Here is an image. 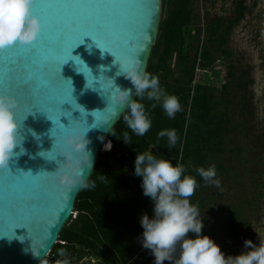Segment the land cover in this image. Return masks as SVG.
<instances>
[{"label": "trees", "instance_id": "trees-1", "mask_svg": "<svg viewBox=\"0 0 264 264\" xmlns=\"http://www.w3.org/2000/svg\"><path fill=\"white\" fill-rule=\"evenodd\" d=\"M194 1L162 0L158 37L147 68L159 77L166 93L179 98L181 110L175 118H169L160 104L152 108L154 101L145 97L143 103L152 126L143 136L132 132L123 117L114 125L111 131L115 135L110 132L108 136L112 147L100 151L89 177V181L96 182V187L80 190L75 201L76 216L63 226L58 242L40 264H62L65 257L57 252L62 247L67 249L69 264H78L73 259L76 262L85 256L98 257L97 264H153L154 255L141 243L140 220L144 212L154 214V205L143 194L142 177L134 174L135 158L138 152L144 151H153L163 158H171L173 163L187 166V172L197 180L198 186L190 200L203 217L202 231L213 237L224 252L228 251L243 211L240 208L228 211L227 205L217 204L213 194H207L208 188L216 185L206 182L195 168L215 164L218 178L232 174L237 177L242 171L251 179L250 188L254 192L250 197L255 199L260 195L257 187L263 174L258 176L260 172L250 157L242 161L243 147L236 134L241 131L250 136L255 131L254 93L249 87L254 79L248 75V82L244 81L249 68L240 70L231 62L232 30L223 28L221 20H206L204 28L194 26ZM221 57L229 60V69L227 80L220 88L208 81H196L197 68L209 70ZM232 80L235 85H231ZM165 128L177 131L178 140L171 149L167 146L168 138L158 136ZM125 131L130 134L129 143L122 138ZM252 142L250 145L255 144ZM101 175H106L107 180L101 181ZM245 202L251 204L252 200ZM178 255L177 249L174 257ZM164 264L172 262L166 260Z\"/></svg>", "mask_w": 264, "mask_h": 264}, {"label": "water", "instance_id": "water-1", "mask_svg": "<svg viewBox=\"0 0 264 264\" xmlns=\"http://www.w3.org/2000/svg\"><path fill=\"white\" fill-rule=\"evenodd\" d=\"M43 2L35 0L33 11L37 13L38 6ZM45 3L50 8L41 17L44 29L37 41L25 46L37 47L38 53L10 56L9 48L0 49V91L9 92L18 98L19 92L30 94V102L48 111L54 119H59L62 108L71 112L73 118L80 119V110L66 101L70 98V85L59 75V65L85 33L98 37L101 44L120 59H142L147 70L158 37L162 0H45ZM15 47L20 48L21 45L16 44ZM72 55H79L96 75L100 74V65L110 66L104 70L109 76H115L119 68V62L113 63L114 54L99 48L91 36H85L84 42L72 50ZM77 67L75 61L70 59L63 65L62 74L65 78L71 77L73 95L87 109L81 106L84 120L92 124L95 121L92 110H103L108 101L99 91L85 88L86 77L76 70ZM10 77H19V82L15 79L10 81ZM26 80L30 82L24 83ZM116 82L123 87H132V96L136 98V90L130 79L120 75L116 77ZM71 98L76 105L75 98ZM23 104L21 98L17 109L21 122L31 110ZM125 109L126 106L121 108L119 117L108 125H99L104 121L103 115L97 112L98 119L94 123L99 126L87 133L90 139L88 147L94 154L93 169L100 151H105L104 144L110 134L107 128L111 127L112 130L123 117ZM60 120L65 125L70 123L69 117L65 115ZM53 126L54 122L46 113H29L23 130L27 151L10 158L8 167L13 173L17 169H31L35 175L41 169L55 171L59 167L57 160L64 157L50 160L39 155L53 146L55 137L50 135ZM29 128L38 137L27 131ZM101 136H104V140L100 139ZM57 150L54 147L52 152ZM44 154L50 155L47 151ZM41 177L20 173L14 182H9L0 169V235H3L0 237V264H40L58 242L63 226L72 218L75 201L82 188H65L54 182L51 174ZM10 208L14 209V214H10ZM17 223L26 226L14 229L12 225ZM44 244L47 247L41 250V256L34 255L32 250L38 252Z\"/></svg>", "mask_w": 264, "mask_h": 264}, {"label": "clouds", "instance_id": "clouds-1", "mask_svg": "<svg viewBox=\"0 0 264 264\" xmlns=\"http://www.w3.org/2000/svg\"><path fill=\"white\" fill-rule=\"evenodd\" d=\"M34 2L35 0H0V49L16 44L29 46L37 41L44 29V23L41 16L33 11ZM83 42L84 40L81 43ZM81 43L71 49L70 56L60 65L59 74L63 79L71 82V96L75 98L76 105H79L74 108L79 109L80 112L81 106L83 109L86 108L78 103L73 95L71 77L65 78L62 74L63 65L70 59L74 60L78 66L76 70L85 75V88L97 90L107 99V106L103 110L99 108L92 110L95 121L98 119L97 112L103 115L104 122L99 125H108L113 119L116 120L121 108L126 106L123 120L132 132L143 136L152 126V120L143 103L145 97L154 101L152 108L160 104L169 118H175L176 113L181 110L179 98L174 94L166 93L159 77L146 70L142 59L137 57L120 59L111 49L101 47L95 42L102 50L114 54L113 63L119 62L115 76L105 73V68L110 67L107 65H100V74L96 75L79 55H72V50ZM74 57H78L81 63H77ZM120 75L131 80L136 90V98L132 96V87H123L116 82V77ZM68 102L71 103V101ZM19 104L18 97L9 92L0 91V169L8 167L10 158L18 157L27 151L24 147L26 137L23 130L24 121L29 114L21 122L17 113ZM44 113L54 122L50 135L55 137V140L51 150H43L39 155L50 160H56L58 156L64 159L57 160L59 167L55 171L41 169L34 175L31 169L20 170L33 177L51 174L53 181L65 188H95L96 182L88 179L93 170L94 154L88 147L90 139L87 133L99 125L95 124V121L89 124L87 119L81 121L72 117L73 119H69V124L61 123V127L57 128L55 120L47 112ZM27 131L38 137L34 130L29 128ZM107 131L115 135L111 127H108ZM158 136L168 138L167 146L170 149L178 140L177 131L174 128L162 129L158 132ZM122 138L125 143H129L131 139L129 132L125 131ZM100 139L104 140V136ZM54 147L58 148L55 153L52 152ZM111 147V140L104 144L106 150H110ZM45 151L50 155L46 156ZM134 165V174L142 177L143 194L150 197L154 205V214L150 216L144 212L140 220L143 228L141 243L154 255L153 264H164L166 260L171 261L172 264H264V238L259 236L258 244L250 238L246 239L244 241L246 251L237 255H225L220 244L209 234L203 233V217L199 216L197 206L190 200L198 186L197 180L187 172L186 165L173 163L171 158H163L154 154L153 151L138 152ZM195 172L206 182H212L216 186L221 185L215 164L207 168L199 166L195 168ZM99 179L106 181L107 176L101 175ZM190 232L195 235H189ZM46 247L47 245L44 244L38 252L33 251L32 248L31 250L34 255L41 256V250ZM177 249L179 255L174 257ZM57 252L60 257H65L62 264H69L67 249L62 247Z\"/></svg>", "mask_w": 264, "mask_h": 264}, {"label": "rangeland", "instance_id": "rangeland-1", "mask_svg": "<svg viewBox=\"0 0 264 264\" xmlns=\"http://www.w3.org/2000/svg\"><path fill=\"white\" fill-rule=\"evenodd\" d=\"M193 9L196 14L195 24L198 23L201 26L208 15L206 13L200 15L199 0L194 1ZM202 34H204V30ZM229 46L233 52L231 62H234L240 70H248L249 68V73H245L244 81L248 82V75L254 79L249 87L254 93L253 101L256 117L253 122L255 131L250 136H246L241 131L236 132L237 141L241 142L243 147L241 159L244 161V159L250 157L252 164L256 166V171L260 172L257 175L263 174L257 187L260 195L255 199L250 197V194L254 192V190L252 191L253 188H250L252 186L251 182L249 183L250 176L243 173L241 169H239L241 175L238 173L237 177H235V174L220 176L221 185L211 186L207 190V194H213L217 204L227 205L228 211L237 208L243 211L239 218L241 223L236 229L237 235L231 239L228 251L224 252L225 255H237L247 250L244 247L246 239L250 238L258 244L260 237L264 238V60L260 56V46L257 41L253 40V34L247 28H242V25L237 26L232 31ZM228 69L229 60L221 57L208 71L197 72L196 79L208 81L220 88L227 80L226 73ZM231 85H235V83L233 82ZM251 141L255 144L250 145ZM211 184L212 182H210ZM249 198L252 200L251 204L245 202ZM71 222L72 220L68 224Z\"/></svg>", "mask_w": 264, "mask_h": 264}, {"label": "flooded vegetation", "instance_id": "flooded-vegetation-1", "mask_svg": "<svg viewBox=\"0 0 264 264\" xmlns=\"http://www.w3.org/2000/svg\"><path fill=\"white\" fill-rule=\"evenodd\" d=\"M199 9L200 15H208L207 19H204V26L206 20H221L223 28L233 31L242 25V28L251 31L253 40L260 46V56L264 60V0H199ZM194 26L198 27L200 24ZM240 223L241 221L239 225Z\"/></svg>", "mask_w": 264, "mask_h": 264}, {"label": "snow or ice", "instance_id": "snow-or-ice-1", "mask_svg": "<svg viewBox=\"0 0 264 264\" xmlns=\"http://www.w3.org/2000/svg\"><path fill=\"white\" fill-rule=\"evenodd\" d=\"M49 8H50V6H49L48 4H46V3H45V0H44V2H43L40 6H38L37 13H38L41 17H42V16H45V14H46V12L49 10ZM85 36H91L94 42L98 43L101 47L107 48V47H105L103 44H101V40H100L98 37H96L95 35H93L92 33H85V34L80 38V40H79L78 43H81V42L84 40V37H85ZM78 43H77V44H78ZM7 48L10 49V56H16V55H20V54H23V53H30L31 55H35V54H37L38 51H39V49H38L37 47H25V46H23V45H21L20 48H16L15 45H11V46H9V47H7ZM70 54H71V50H70V52L68 53V55H67V57H66L65 59H67V58L70 56ZM65 59H64V60H65ZM74 59L77 61V63H81V61H79V58H78V57H74ZM64 60L60 63V65L64 62ZM60 65H59V69H60ZM8 71L11 72L12 69L9 68ZM59 75H60V74H59ZM13 79H15L17 82H19V77H15V78L10 77V81L13 80ZM64 80H65V79H64ZM65 81L70 85V92H69V97H70V98H69L68 100H66V101H71L73 107H76V105L74 104V102H73V100H72V98H71V97H72V96H71V91H72V90H71V82L68 81V80H65ZM29 82H30L29 80L24 81V83H29ZM11 87H12V85H11V83H10V85H9V90H11ZM18 96H19L20 101H21V98H23V100H24V104H23V105H24L26 108H30V109H31V110L28 112V114H29V113H33V112H35V111H44V112H47L49 116H51V115L49 114L48 111H46V110H44V109H41V108H38V107H36L34 104H32V103L30 102V94H26V93H24V92H19V93H18ZM18 107H19V106H18ZM61 108H62V107H61ZM81 113H82V116H81L80 120L83 121V120H84V116H85V114L82 112V110H81ZM62 115L68 116L70 120L73 119L72 116H71V112L66 111V110H64V109L62 108V111H61L60 114H59V119H54V118L51 116V117L55 120V123H56V127H57V128H60V127H61L60 117H61ZM20 173H24V174H26V175H28V176H32L31 174H28V173L22 172L20 169H17V171H16L15 173H13L9 167H5L4 169H2V174L5 176V178H6L9 182H14L15 179H16V177H17ZM39 178L42 179V177H39ZM9 212H10V214H14V209L10 208V209H9ZM24 226H26V225H24V224H22V223H17V224H13V225H12V227H14V229L17 228V227H24ZM27 227H28V226H27ZM28 232H29V231H28Z\"/></svg>", "mask_w": 264, "mask_h": 264}, {"label": "built area", "instance_id": "built-area-1", "mask_svg": "<svg viewBox=\"0 0 264 264\" xmlns=\"http://www.w3.org/2000/svg\"><path fill=\"white\" fill-rule=\"evenodd\" d=\"M201 26L204 28V22L202 23ZM203 39H204V34H202V36H201V41H203ZM199 71H203L204 72V71H208V70H203L201 68H197L196 74ZM196 81H199V80L196 79ZM76 213H77V211H73V215L72 216H76ZM61 242H63V241H61ZM75 259L76 258L73 259V262L74 263H78V264H97L98 261H99V258L98 257H94V256H85V257H82V259H80V260H78L76 262L74 261Z\"/></svg>", "mask_w": 264, "mask_h": 264}, {"label": "bare ground", "instance_id": "bare-ground-1", "mask_svg": "<svg viewBox=\"0 0 264 264\" xmlns=\"http://www.w3.org/2000/svg\"><path fill=\"white\" fill-rule=\"evenodd\" d=\"M108 142V139H107V141L105 142V143H107ZM105 149V148H104ZM106 150V149H105Z\"/></svg>", "mask_w": 264, "mask_h": 264}]
</instances>
